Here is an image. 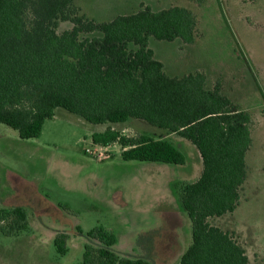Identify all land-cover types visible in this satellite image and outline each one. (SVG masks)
<instances>
[{
  "label": "rangeland",
  "instance_id": "1",
  "mask_svg": "<svg viewBox=\"0 0 264 264\" xmlns=\"http://www.w3.org/2000/svg\"><path fill=\"white\" fill-rule=\"evenodd\" d=\"M144 5L154 11L185 7L199 21L193 45L150 38L165 72L170 77L205 73L208 88L221 86L252 117L240 205L209 222L232 234L251 264H264V0H75L73 10L108 22ZM72 27L61 21L58 32ZM108 129L169 140L186 164L124 161L119 144L87 153L94 148L92 135ZM202 170L201 156L189 141L140 120L95 125L60 108L41 136L30 140L0 123V209L24 206L30 219L29 228L14 235L0 230V264H84L85 245H98L87 233L99 225L116 236L120 255L179 264L192 243L180 190L197 181ZM58 233L69 235L65 255L54 244Z\"/></svg>",
  "mask_w": 264,
  "mask_h": 264
},
{
  "label": "trees",
  "instance_id": "2",
  "mask_svg": "<svg viewBox=\"0 0 264 264\" xmlns=\"http://www.w3.org/2000/svg\"><path fill=\"white\" fill-rule=\"evenodd\" d=\"M75 0H0V123L22 140L39 138L45 123L63 108L95 125L144 121L189 141L203 170L181 186V207L192 224V243L179 264H251L230 234L210 224L234 213L247 180L252 117L224 95L208 88L203 72L170 77L149 47L159 41L193 45L199 21L191 10L150 6L109 22L74 13ZM73 27L58 32L59 22ZM100 35V36H98ZM95 145L119 144L124 161L186 164L169 140L149 134L127 136L108 129L94 133ZM70 210L66 204L61 205ZM26 208L0 209V230L14 235L29 228ZM83 234V230L78 227ZM98 245H85L84 264H151L113 250L118 240L103 226L87 233ZM67 233H58L57 252L68 251Z\"/></svg>",
  "mask_w": 264,
  "mask_h": 264
},
{
  "label": "crops",
  "instance_id": "3",
  "mask_svg": "<svg viewBox=\"0 0 264 264\" xmlns=\"http://www.w3.org/2000/svg\"><path fill=\"white\" fill-rule=\"evenodd\" d=\"M135 13H136V12H135ZM111 21H112V20H111ZM108 22H109V21H108ZM69 30H70V29H69ZM66 31H67V30H66ZM98 36H100V35H98ZM149 43H150V40H149ZM149 47H150V46H149ZM153 51H154V50H153ZM155 58H156V53H155ZM58 109H60V108H58ZM58 109L55 111V116H56V112L58 111ZM55 116H54V118H55ZM54 118H53V119H54ZM43 129H44V128H43ZM98 133H102V132H98ZM144 134H146V133H144ZM92 143H93V142H92ZM93 146H94V148L99 147V146L95 145L94 143H93ZM110 147H111V146L106 147V148H110ZM106 148H104V149H106ZM201 174H202V173H201ZM200 177H201V176H200ZM195 182H196V181H195ZM17 207H18V206H17ZM21 207H24V206H21ZM24 208H26V207H24ZM117 244H118V242H117ZM117 244H116V245H117ZM190 245H191V244H190ZM190 245H189V246H190ZM189 246H188V247H189ZM115 247H116V246H115ZM115 247L113 248L114 251H115ZM187 249H188V248H187ZM187 249H186V250H187ZM115 252H116V251H115ZM124 256H127V255H124ZM129 257H130V256H129Z\"/></svg>",
  "mask_w": 264,
  "mask_h": 264
},
{
  "label": "built area",
  "instance_id": "4",
  "mask_svg": "<svg viewBox=\"0 0 264 264\" xmlns=\"http://www.w3.org/2000/svg\"><path fill=\"white\" fill-rule=\"evenodd\" d=\"M97 146H99V147H96V148H93V149H87V153L95 154L99 150H103L104 148H106V147H103V146H100V145H97Z\"/></svg>",
  "mask_w": 264,
  "mask_h": 264
}]
</instances>
